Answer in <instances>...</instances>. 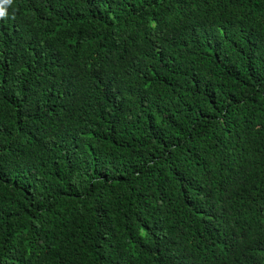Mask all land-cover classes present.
Returning a JSON list of instances; mask_svg holds the SVG:
<instances>
[{"label": "trees", "instance_id": "obj_1", "mask_svg": "<svg viewBox=\"0 0 264 264\" xmlns=\"http://www.w3.org/2000/svg\"><path fill=\"white\" fill-rule=\"evenodd\" d=\"M0 11V264H264V0Z\"/></svg>", "mask_w": 264, "mask_h": 264}, {"label": "clouds", "instance_id": "obj_2", "mask_svg": "<svg viewBox=\"0 0 264 264\" xmlns=\"http://www.w3.org/2000/svg\"><path fill=\"white\" fill-rule=\"evenodd\" d=\"M5 13L3 11H0V19H4L5 18Z\"/></svg>", "mask_w": 264, "mask_h": 264}]
</instances>
